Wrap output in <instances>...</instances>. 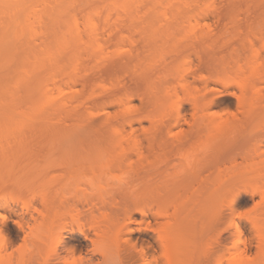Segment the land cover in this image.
Segmentation results:
<instances>
[{
    "label": "rangeland",
    "instance_id": "obj_1",
    "mask_svg": "<svg viewBox=\"0 0 264 264\" xmlns=\"http://www.w3.org/2000/svg\"><path fill=\"white\" fill-rule=\"evenodd\" d=\"M257 2L12 0L6 4L0 15V31L12 11L18 17H23L27 10L43 12L55 8L59 12L57 21H51L45 14L33 22L30 33L20 35L0 49V79L9 87L25 75V67L42 55L46 47L55 46L56 37L68 32L70 25L79 36L70 39L55 59L39 65L27 77L26 84L13 87L7 95V104H0L1 255L11 257L13 264H18L20 258L21 264L102 262L103 255L95 250L91 240L82 236L78 226L84 224L85 230L93 234L91 231H95L93 228L98 223L103 228L107 222L110 224L107 227L113 225L115 206L127 196L119 187L124 189L128 185L125 183L133 181L129 163L135 161L137 165L140 156L133 152L132 159L127 157L126 164L118 165L122 168L117 167L118 162L108 168L105 167L108 160L105 163L104 158L101 164L94 157L79 162L77 154V161L72 156L68 163L58 149L51 152L55 146H67L66 136L75 132L81 134L74 139L78 147L83 146L82 150L90 145H112L116 140L115 128L123 134L121 144L125 147L139 144L145 155L144 166L153 168L149 167L148 171L146 168L140 176H146V180L137 185V190L147 183L151 191L147 198L140 197L143 199L140 205L150 206L159 200L163 204L168 198H162L168 195L166 206L172 213L177 209L176 215L180 216L184 209V212L192 211L191 199L181 203L178 211L177 205L181 198L185 199L184 195L197 193L199 184H203L199 189L203 194L212 180H219L218 206L224 219L211 227L224 228L223 247L215 246L209 257H202L201 253L200 256L195 248L187 258L189 261L185 259L183 264H216L218 259L221 264H228L229 253L224 250L222 255L221 249L226 244V250L232 246L233 217L240 222L245 238L253 240L248 253L254 256L257 249L252 238L254 231L239 216L264 205L261 194L252 193L264 180V81L254 77L242 90L235 78L250 75L247 63L253 50L252 43L247 41L250 39L260 50L257 60L263 64L264 75V40L255 38L264 31L261 30L264 7L263 2L262 7ZM196 9L203 12L197 11L203 16L198 18L200 15L196 13L198 20L193 13ZM241 65L245 68L243 72L239 71ZM219 78L230 82L226 84ZM42 94L50 95L51 102L34 120L23 118L20 112L30 111ZM244 96L258 97L260 102L249 106ZM176 103L181 105L179 117ZM227 120L229 124L223 125L224 128L216 127L217 121ZM17 124H22L21 128L12 131V126ZM209 142H214L213 146L220 144L221 154L217 156L220 161L210 159L206 164L205 153L200 148ZM246 153L253 154V159H245ZM85 154H82L84 158ZM115 185L118 189H113ZM239 191L233 205L235 210L231 212L230 199ZM84 194L87 200L91 199L85 200ZM132 217L134 220L126 221L129 231L120 233L123 249L118 248L120 252L117 249L119 253H115L114 261L107 263L145 264L133 245L138 250L145 248L150 258L155 255L159 261L163 260L154 232L138 229L145 227L140 223L142 215L135 212ZM149 218L153 223L152 214ZM91 222H95L93 228L88 225ZM72 226L75 231H69ZM114 227L115 224L111 228L116 233ZM59 234L62 238L56 241ZM199 239L198 243L203 241ZM180 247L176 251L184 252L186 246Z\"/></svg>",
    "mask_w": 264,
    "mask_h": 264
},
{
    "label": "bare ground",
    "instance_id": "obj_2",
    "mask_svg": "<svg viewBox=\"0 0 264 264\" xmlns=\"http://www.w3.org/2000/svg\"><path fill=\"white\" fill-rule=\"evenodd\" d=\"M11 1L12 0H0V15L3 14V11H2L3 7L6 4L10 3ZM44 2H46V1H44ZM260 2H261V4H259ZM260 2L258 0L257 4L261 5V7H262V2H263V7H264V0H261ZM249 6H248V8H249ZM263 9L264 8H262V10ZM200 10H201V8H200ZM251 10H252V8H251ZM194 11L195 12H193V13L196 14L199 12V9H196ZM245 11H248V10H245ZM249 11H250V9H249ZM199 13H203V12H199ZM45 14L53 22L57 21L59 19V12L57 10H55V8H51L49 10L44 9L43 12L41 10L40 11L39 10H30V11L27 10V11H25L23 17H18L17 13L14 11L9 12L7 14V18H8L7 22L5 25H3L2 30L0 31V49H2L4 46H6L12 40H15L16 38H18L20 35L30 33L33 30V22L37 19H40L41 16H43ZM250 14H251V12H249L248 15H250ZM195 16H196V20H198L197 14ZM201 16H202V14L198 18H200ZM68 29H69L68 32L56 37L55 46L46 47L42 55L37 56L35 61L31 65H28L27 67H25V69H24L25 75L23 77L16 79L14 81V84L11 87H9L10 86L9 84L5 83L3 80L0 79V104H7V102H6L7 95L9 93H11V89L13 87L16 88V87H19L21 85L26 84L28 82L27 77L30 76L32 73L36 72L38 70L39 65L43 64V62L45 60L55 59L56 55H58L60 53V49L65 47L70 39L78 38L79 34L74 31V29H73V27H71V25ZM263 29L264 28H262L261 30L263 31ZM257 34H255V35H257V37L255 36V38L256 39L258 38V39H260V41H263L264 40V31L261 33L259 32ZM247 41H249L248 43H250V44L252 43L250 45L251 47L253 46L252 47L253 48L252 53L250 55L249 60L247 61V63H249V65L248 64L247 65H248L250 75L244 76L243 74H241L240 76H242V77L238 76V78L237 77L235 78L236 79L235 83L238 84L240 88L244 87V89L247 86V84L249 83V81H251V79L254 77H258V78H260V80L262 79L264 81V79H263L264 75L262 73L263 70H261V66L263 67V64L262 63L260 64V61L257 60L258 58H260L259 57L260 56V50L258 48H255V44L253 43L254 40L250 39ZM244 44H245V42H244ZM244 46H246V44ZM256 60H257V62H256ZM247 65H246V67H247ZM240 68H241V70H240ZM242 68H243V66L241 65V67H239V71L243 72V70L245 68L244 69H242ZM219 79L226 84H228V82H230L226 78H219ZM255 80H256V78H255ZM255 92H257V91L255 90ZM244 95H245V93H244ZM244 98H243L244 102L247 101V103H249L248 104L249 106L250 105L252 106L253 104L255 106L256 101H257V103L260 102V101H258L259 100L258 97L253 98L250 96L249 97L244 96ZM51 100H52V97L50 95L44 96V94H42V95H40L38 100L34 103L32 109L30 111L23 112V113L20 112L21 113L20 115H22L23 118L26 117L29 120H34V118L39 116V114L41 113V110L45 107V105L49 104L51 102ZM196 102L198 103L199 101L196 100ZM176 105H177V103H176ZM176 105H174V106H176ZM197 105H199V104H197ZM180 106L178 103V105L175 107L176 108L175 111H177V117H179L178 115H180V113H179V109L181 108ZM220 122H222V121H220ZM220 122L217 121L218 124L217 123L215 124L216 127L224 128L223 125L225 126L226 124H229L228 120L225 121L224 123L223 122L220 123ZM128 123H130V121H128ZM21 126H22V124H17V125L12 126V128L11 127L10 128L12 131H15V129L19 130L21 128ZM75 134L77 137H75ZM75 134L72 133V136L70 134H69L70 136L69 135L66 136V138H68L67 144L69 143L68 145L66 144L67 146H65V147L62 146L63 148L62 147L58 148L57 146H55L52 148L53 150L51 149L52 150L51 153H54V151L56 152L58 149L60 152H62V153H60V155L62 154L63 159H65L67 162H68V160H70V158L73 159L72 156H74L73 161H77V158H78L79 162H82V161L84 162V160L89 158V157H91V160H93V157H94V158L99 159L98 162H100V164H101V160L105 159L104 162L108 160L107 163H109V164H107V166L105 165V167H108L110 164H111L110 165V167H111L112 164L118 162V163H116L118 168H122V167H119L118 165L123 163L122 164V166H123L124 164H126V163H124V159H126L127 157H129V158L133 157V156H131L133 154V152H134V154L140 156L139 158H137L138 160H140L139 161L140 163L136 162L137 165L134 164L135 161H133L134 163L133 162L129 163L131 166V170L133 171L132 172L133 181H131V182L126 181L127 183L124 182L125 184H128L125 186L124 189H123V186H122V188L119 187V186H121L122 183L120 185H117L119 187V189H122L126 193L125 195H127V196L123 200V202L118 205V207L115 206L117 208V209L115 208L116 212L114 211L115 212V222L112 220L113 225L111 224V227L113 228V226L115 224L114 229L116 230V233L114 231H112L113 229L111 227H107V225L110 226V224H108V222L105 223L107 225H104L105 226L104 228L99 227L98 222H96V223H98L96 225L97 227H94L95 222H93V223L91 222L92 224L89 223L88 225L91 228L94 227L93 229L95 231H91V232H93V234L90 233V231L87 232V230H85L84 224H81L80 226H78V231L82 234V236L85 239L91 240L93 242V244L95 245V250H98V253L100 252L101 255H103L102 262H97L96 264H101V263H103V261L105 262V264L107 263V261H108V263L111 262V260H113V258L116 256V254L119 250L118 248L123 249L122 244L120 243L121 242V234L120 233H122V231H124V230L129 231L130 228L128 226V223H126V221L127 220L131 221L133 219L132 216L135 212L136 213L138 212L142 215V220L140 223L145 224V227L141 226V227H138V229H140V230L146 229V230H151L152 232H154L153 233L155 235L154 239L156 242L158 241L157 243L161 247V251H162L160 256L162 257L163 260H160L161 261L160 262L158 260L159 258H157L155 255H151L152 257L150 258L148 256L149 252L146 251L145 248L141 247L138 250L136 248V246L133 245L132 247L135 248L139 257L142 258V260L145 264H181V263L183 264L184 263L183 261L185 259L187 260V258L190 257L191 253H194L193 251H195V248H196V250H199L198 252H199V254L200 253L202 254V257H204V255H207L205 257H209V254H211L210 253L211 249H212L211 252H213V248L215 246H217V247L221 246V248L223 247L222 242L224 243V241H222V237H223L222 233H223L224 228L221 229V227L220 228L211 227V224L213 226L215 222L217 223V222L221 221V219L223 218V215H224L222 208L220 207V205L218 206L220 195H221V191L219 190L221 184H220L219 180L218 181L212 180L213 182L212 181L210 182L211 185H210V187H208L209 190L207 188V191H205L206 193L203 192V194H202V191H200L199 189L201 188V186L203 184H201V185L199 184V186H198L199 189L196 190L194 188L198 194L194 193L195 191L193 192L194 196L191 193V196L188 194V196L186 197V195H187L186 194L183 196V197H185V199L181 198L182 195H180L181 197L180 196L179 197L183 200L181 201L178 198L179 202L181 201L180 203H178L179 206L177 205V202H175V201H178V199L174 201V203H176V205H177V208H179L183 205L181 203H183L184 201L186 203L188 201V199H191L192 211L186 210L185 211L186 213L190 212L187 214L184 212L185 209L181 212L180 216L176 215L177 209H175V210L173 209L174 213H172V211H170V209H169V206H166V204H165V202H167L169 200L168 195L165 197L161 196L164 198V199L162 198V200H165L168 198L167 200L163 201V204L160 203V200H159V201H155L156 204L153 203L155 205H153V204H151L150 206H148V205L144 206L142 204L140 205V203L143 200L140 197H142L143 195L146 196V195H148L147 193L151 192L150 189H148V186H146L147 185V183H145L146 181L144 182L145 184L143 185V186H145V188L143 186H141L142 190H140V191L137 190V188H138L137 185H139V183H143L142 181H144V179L146 178V176L144 178L140 177V176H142V174H145L142 172H144L146 170L148 171L149 167H151V166H149L147 168L148 165L144 166V164H146V163H143L144 162L143 160L145 157L143 158L144 152L142 151L143 149L141 150L142 147L139 144H134L133 147L132 146L131 147L130 146H128V147L123 146V144H121V142L119 141L122 139V136H121L122 132L120 130L114 128V133H113L115 136L114 139H116L115 141H116L117 147L119 146V148H117V147H116L117 149L115 148L116 144L114 145L115 141H113L114 143L112 145H114L113 146L114 148H112L111 143H109V145H111L110 146L111 148L109 147L108 144H106L105 146H103V145H101V146H93L92 145L91 146L90 145V147L89 146L84 147V149L85 148L86 149L82 150L83 146L79 145V147H78L77 146L78 143H76L77 141L75 142V139L80 137L81 134L79 133V135H78V132H75ZM72 137H73V139L74 138L75 139L72 140V142H71ZM123 138H125V137H123ZM262 138H264V137H262ZM263 140L264 139H262V141ZM73 141L75 143H73ZM262 141L260 140V142H262ZM70 143H72V144H70ZM210 143L211 142H209V144ZM209 144H205L206 146L203 144L202 147L200 148L201 151H203V154L205 153V155H206V156L204 155V160L207 159V160H205L206 161L205 163L206 164L210 163V161H211L210 159L217 160L216 158H218L220 161V158L217 157L218 154H219V156L221 154L220 152H218V151H221L220 144L217 143L215 145L216 147L213 146L214 142H212L211 145H209ZM26 150L28 152V149H26ZM85 151L87 152V154H85L87 156V157L85 156L86 158H84V156H82V154L86 153ZM49 152H50V149H49ZM130 152H132V153L130 154ZM262 152H264V150ZM128 153H129V156H126ZM77 154L78 155L81 154V155L78 156ZM246 154L247 155H244L245 159H247V160L253 159V154H251V153H246ZM76 155H77V158H76ZM94 155H96L97 157ZM105 155L110 157L111 160H110V158L106 159ZM75 158H76V160H75ZM131 159L129 161H131ZM219 161H215V162L212 161V162L216 163ZM205 163L203 164L204 166H205ZM133 164L136 166H134ZM138 164H141V165L138 166ZM149 170H151V169H149ZM147 173H149V172H146V175H147ZM149 176L150 175H148L147 177H149ZM134 179H136L137 181H139V180H141V181L135 183L134 181H136V180H134ZM179 183H178V185H181V181ZM117 186L115 185V187L113 189H115ZM263 186H264V180L262 181V186L255 187V189L253 190L252 193H260L262 196V199L264 201V191L262 190ZM203 187H202V190L204 191ZM196 188H197V186H196ZM116 189H118V188H116ZM198 190H199V192H198ZM110 192L115 194V193H118V190H117V192L115 190V193L113 191H110ZM120 193H119V195H120ZM169 195H170V192H169ZM196 195H202L203 197L196 196ZM239 195H240V191L237 192L236 194H233L231 199H230L229 209L231 210V212H233L235 210L233 205H234V202L236 201V199L239 197ZM145 196H143V197H145ZM84 198H86L85 194H84ZM146 198H147V196H146ZM174 198H175V196H174ZM89 199H91V198L89 197ZM155 199L157 200V198H155ZM85 200H87V198ZM188 202H190V201H188ZM193 202L195 203V205L193 204ZM193 205L195 208L193 207ZM258 206H260V205H258ZM258 206L256 207V209H253L254 212L249 213V214L244 213L243 215L240 214V216H239L240 218L244 217V219H246L248 221V223H250L249 225H251V227H250L251 230L254 231L253 232L254 236L252 238L255 240L256 243H254V244L257 247L255 255L251 256L248 253V251L253 246V240L245 238V234L243 233V229L240 226V222L237 221L236 219H234V217L232 216L233 218L230 220V226H231V228L234 229V231H232L233 233H231L232 236L234 237L233 241L231 240L232 242H230V243H232V246L230 247V249L226 250L225 248H228V245L226 244L227 245L226 246L223 244L224 248L221 249V250H223V251H221L222 255H224L223 254L224 250H225V253H227V252L229 253V258L231 259V261L228 264H264V205L262 204L261 207H258ZM173 208H176V206H174ZM178 211H180V208L178 209ZM149 214H152V219L154 221L153 223L151 220H149L150 219ZM232 214H235V212ZM46 226H47V223H46ZM100 226H102V224H100ZM47 227H49V225ZM209 229H211V231H209ZM69 231H75L73 226L71 227V229ZM112 232H114V234H112ZM205 233L206 234L209 233V236L207 235L208 238L206 237ZM201 234L202 235L204 234L203 235L204 237L202 236L203 239L206 237L205 241L201 238ZM197 237L201 238L204 241V243H203V241H201L202 243L199 241L201 244L198 243L199 238H197ZM61 238H62V234L57 235L56 241H60ZM201 239H199V240H201ZM127 241L130 244L129 239H126V242ZM119 244H121V245H119ZM196 244H197V246H196ZM199 244H200V246H199ZM178 245L181 246L180 247L181 249L182 248L184 249V247L186 246L184 252H183V250L181 251V253H180V251H176V250H178V249H176ZM0 247H1V245H0ZM180 248H179V250H181ZM2 250L0 251V264H13V263H11V261H12L11 257L9 258L8 255L6 256V254L1 255V253L3 252ZM218 250L220 251V249H218ZM119 252H120V250H119ZM201 254H200V256H201ZM10 259H11V261H10ZM20 260H22V259L20 258ZM20 260L19 259L17 260L18 264L23 263L22 262L23 260L22 261H20ZM218 260L219 261H216V264H221L220 259H218ZM187 261H189V260H187ZM92 264H95V262H93Z\"/></svg>",
    "mask_w": 264,
    "mask_h": 264
}]
</instances>
